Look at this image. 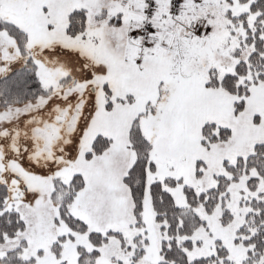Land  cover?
Here are the masks:
<instances>
[{
    "label": "snow or ice",
    "instance_id": "6c2138e0",
    "mask_svg": "<svg viewBox=\"0 0 264 264\" xmlns=\"http://www.w3.org/2000/svg\"><path fill=\"white\" fill-rule=\"evenodd\" d=\"M0 264H264V0H0Z\"/></svg>",
    "mask_w": 264,
    "mask_h": 264
}]
</instances>
